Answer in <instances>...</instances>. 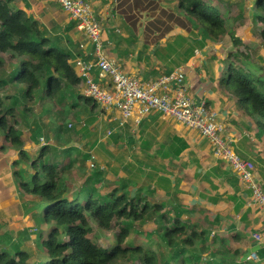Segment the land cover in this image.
<instances>
[{
  "label": "trees",
  "instance_id": "16d2710c",
  "mask_svg": "<svg viewBox=\"0 0 264 264\" xmlns=\"http://www.w3.org/2000/svg\"><path fill=\"white\" fill-rule=\"evenodd\" d=\"M159 1L165 3L172 14L189 27L187 32L190 35L202 36L193 43V48L183 49L185 56L202 48L206 41L219 42L225 37V20L219 9L205 0ZM12 2L0 0V70L5 69L7 62L10 63L8 73L0 77V138L7 149L13 151V148L19 154V159L11 163V176L20 195L19 199L33 206L34 214H37L35 222L40 226H52L45 237L38 236L37 240L46 257L32 261L26 251L14 245L6 248L2 246L3 241H0V264H174L175 260L179 261L180 255L185 254V248L195 249L204 245L207 239L205 232L187 225V222L182 223L181 212L176 213V208L164 210L162 205L152 202V196L149 202L140 193L132 195L125 182L112 185L102 182L105 169L97 162L93 170L81 175L80 185H69L66 177L68 169L77 166L85 170V161L89 155L83 153L76 159H69L66 167H60L62 162L56 163L58 159L70 158V154L75 151L74 147H68L69 142L65 137L69 131L67 125L61 123L56 127L55 142L51 145L46 141L48 144L40 145L35 159L23 151L22 147L27 140L39 145L38 140L42 137L33 140L30 137L22 138L21 131L15 127L18 108L21 107L24 112L26 101L32 102L35 98H38V102L41 98L54 101L58 98L61 103V99L69 97L67 103L70 104L71 120L75 122V126L71 127L74 135L86 130L90 124L93 125L99 111L93 100L81 95L79 89H76L81 86V80L71 63L74 54L70 39L65 34L51 35L46 32L23 10L12 8ZM251 14L252 24L261 26L258 37L264 46V0H254ZM194 29H197V34H194ZM232 42L235 52L233 55L228 54L229 62L222 66L225 70L220 74L219 84L223 85L240 110L256 120L260 131L264 133V67H258L261 72L257 74L260 75L251 74L245 67L250 61L256 62V58L251 56L247 46L243 45L244 49L238 50V45H241L239 39L233 38ZM239 58L246 64L238 65L241 63ZM10 84L18 86L24 102H17L13 94H1V90ZM76 100L83 103L80 112L75 111ZM104 124L101 119L98 129ZM105 131L101 130L100 133L97 130L96 133L94 130L93 133L103 136ZM7 149L0 144V155H5ZM110 159L107 168L112 164ZM99 182L105 186L98 188L95 184ZM145 221L152 222L162 231L160 238L168 248L166 253L155 252L150 246L146 248L126 244L129 227ZM93 225L100 232L111 233L112 246L100 245L96 239L90 238L89 235L94 234ZM226 250L221 243L215 253L218 257ZM209 262L206 264H212Z\"/></svg>",
  "mask_w": 264,
  "mask_h": 264
},
{
  "label": "crops",
  "instance_id": "0c3cea01",
  "mask_svg": "<svg viewBox=\"0 0 264 264\" xmlns=\"http://www.w3.org/2000/svg\"><path fill=\"white\" fill-rule=\"evenodd\" d=\"M86 1L91 4L93 11L100 15L99 19H96L102 29V52L107 60L119 66L127 75L142 81H151L168 72L183 69L189 92L216 111L227 134L234 139L235 149L242 158L254 164L256 177L264 188V133L260 131L256 120L247 119L242 115L235 100L219 84L218 68L212 73L204 61L198 59L195 65L192 63L194 53L199 50L187 54L188 56L176 53L180 50L179 47L183 53V49L190 44L187 40V29L174 33L172 42L179 43V47H173L167 53L168 58H158L155 39L161 38L159 26L154 24L157 20L154 14L150 15L152 21L148 24L137 15L139 11L136 9L143 5L142 0ZM138 2L140 3L137 4ZM11 5L45 26L51 35L55 32L56 35L65 34L73 44L72 65L77 58L93 59L92 48L85 36L76 30L74 22L69 20L56 1L13 0ZM144 22L151 28L155 27L154 30L142 29ZM177 37L179 41H173ZM185 59L186 62L182 64L181 61ZM200 64L204 65L205 71L202 68L196 70ZM94 76L98 78L97 71ZM76 89L83 95L82 85ZM112 116H117V113H98L95 122L89 127L94 129L96 125L99 128V122L103 119L105 130L114 129L115 123L108 121ZM66 123L75 126L72 120ZM112 133L110 142L103 136L105 141L102 140V146L96 145L97 137L93 131L91 134L94 138L89 139L90 144L85 142L89 149H95L96 155L101 148L107 152V148L112 144L116 147L110 160L112 166L115 165V170H120V173L103 175L102 182L106 185L125 182L132 195L140 193L142 197H147L149 202L152 196V202L162 205L164 210L176 208V213L181 212L182 223L187 222V225L203 230L209 241L214 238L217 248L221 243L228 247L224 254H219L218 258H222L220 264H264V219L261 212L252 205L249 190L238 182L223 161L213 156L207 142L196 132L185 129L160 114L150 113L143 118L139 126L135 127L128 122L123 128ZM15 159V153L9 157L0 155V162L6 164L11 165ZM153 162L161 165L157 172L153 171ZM9 174V183L13 186L12 194L15 195L12 169ZM2 212L3 210H0V215ZM254 233H259L262 239L254 240ZM251 253H254L256 258L248 260Z\"/></svg>",
  "mask_w": 264,
  "mask_h": 264
},
{
  "label": "rangeland",
  "instance_id": "374dc122",
  "mask_svg": "<svg viewBox=\"0 0 264 264\" xmlns=\"http://www.w3.org/2000/svg\"><path fill=\"white\" fill-rule=\"evenodd\" d=\"M142 1H143V5L142 6L139 5L138 7L139 9H136L137 11H139V14L137 15L140 17L142 21L145 20L147 24L148 22L152 21L150 19V15L151 14L155 15V19L157 20L154 24L155 25L158 24L159 30H160L159 33L161 36L160 40L155 39L156 45H158L155 51L158 54L157 55L158 58H168L167 53L173 47L179 46V43L173 44L172 42L174 33L177 34L176 31H181L189 27H187L184 23L180 22L178 20V17L172 14L173 12L171 11L169 7H167L165 3L158 4V0H142ZM205 1L208 4H210L212 7L219 9V12L221 13V17H223V19L226 22V32L227 33L224 38L222 37L220 39L219 42L213 43V42L206 41L202 48H198L199 51L195 52L196 50H194L195 53L193 52L194 58H193L192 63L195 65L196 60L198 59L199 61L202 60L205 62V65H207L209 69L211 68L210 70L212 73H213V70L215 71L218 68L217 69L218 76H220V74L225 70V68L222 66L225 63L229 62L228 57H227L228 54L232 53L233 55L235 52L232 40L233 38H237L241 41V45H238L239 46L238 50L242 51L244 49L243 45L247 46L248 48L247 50L249 51L251 56L256 58V59L254 58L256 62H251V61L249 63L247 62L248 64H247V67L245 68L249 70V72L253 75H260L257 73L261 72V70L258 68L259 66L264 67V46L260 44L259 37H258V30L261 28V26H254L251 21V15H252L251 13L253 9L254 0H205ZM139 3L140 2H138L137 4ZM92 12L94 16L99 19V16H100L99 13L95 10L93 11V9H92ZM146 22H144V25H141V28L147 29V30H154L155 27L151 28V26L145 24ZM40 26L46 32L48 31V29H45V26H42L41 24ZM194 34H197V29H194ZM55 35H56V32H55ZM166 37L167 39H164ZM200 38H202V36H197V35L192 36V34L191 35L189 34V36H187V40L190 44H187V47L193 48L194 46L193 43L199 40ZM161 39L164 42H161L162 41ZM173 41H176V42L179 41V37L174 38ZM206 46H209V48H207ZM177 53L180 56H185L180 50H178ZM239 60L242 64L238 63V65L243 66L244 64H246L242 58H239ZM181 62L182 64H184L186 62V59L182 60ZM11 64L14 65V62H11ZM8 67H10V63L7 62V64L5 65L6 72H5V69L0 70V77H4V74L8 73L7 72ZM201 68L205 71L204 65H201V64L198 66L196 70L198 69L201 70ZM263 80H264V77H263ZM222 88H223V85H222ZM18 89L19 88L17 85L10 84V86L7 87L5 90H1V94L2 95L13 94L18 100L17 102H24L22 95L18 92ZM67 98L68 99H63V100L61 99L60 101L61 103H59L58 98H56L54 101L47 100L46 98L44 99L41 98L39 102H38V98L37 99L35 98L34 101L32 102L26 101L25 103L26 110L24 112L21 107L18 108L19 110L17 111V115L15 117V120L17 122L15 123V127L21 131L22 133L21 137L25 139H29L30 137L33 140V139H37L35 137L42 136L41 138L43 139V141L38 140L39 145H36L35 143L32 144L31 141L27 140L22 147L23 151L28 153L31 159H35L40 150L39 146L41 142L49 141L50 144H53V142H55L54 131L57 130L56 129L57 126L63 123V125L65 126L67 125V129L69 130L68 133L65 135V137H67L68 142H69L68 146L72 148L74 147L75 151L70 154V158L68 159L56 160V163L58 164L62 162L60 164V167L62 166L66 167L67 163L69 162V159H75V157H77L79 154L86 153V154H89L90 156L91 155L94 156V162L99 163L100 166L105 169V172H104L105 175H118L120 173V170H118L117 172L115 170L116 169L115 165L112 166V164H110L109 168L106 167L109 161V158L112 157L111 154L113 153V151L116 150L115 149L116 147L113 144L107 148V152L104 148H101L98 152V155H96L95 149H89L88 145L85 144L86 141L89 142V139L94 138V135L91 134V131L94 132V129H95L96 133H97V130H99V132L101 133V130H105L104 126H102L100 129H98L96 125L94 126V129L88 126L86 130H83L84 132H81L80 134H78L79 136H76L72 132V128H68L69 123L65 124L68 120L72 119V114L70 113V109H69L70 104L67 103V101H69L70 98L69 97ZM74 103L77 104L75 108L78 109V110L75 109V111H79L82 109L83 107L82 102L80 103L79 100H76ZM97 107H98L99 113H102V115L106 114V112L101 110L99 106ZM42 111H44V113ZM242 115H244V117L246 116L247 119L250 118L245 111L242 112ZM36 125L37 127H35ZM38 128H40L39 131H38ZM48 129L51 131L49 132ZM108 130H111V129H108ZM106 131L103 136L104 138H106V140L109 139L108 142H110L111 141L110 136L113 133L110 136H106ZM38 132H40L39 135H37ZM103 136L95 134V137H97L96 145L98 146L103 145L102 140L105 141ZM0 144L3 145L5 149H7V146L4 145L1 138H0ZM12 150L13 151L7 149L5 156L9 157L11 156V154L16 153L17 154L15 155L16 159H19L18 158L19 154L16 152V150L13 148ZM235 152L240 157H242L236 149H235ZM107 155L109 158L107 157ZM151 160H150V163L152 162ZM10 161L11 160H9V162ZM118 162L120 163L119 160ZM152 164H153V171L157 172L161 165L155 162H153ZM90 165H91V162H89V160H86L85 170L77 166L71 167L70 169H68V173L66 176L67 183L71 186L74 185L75 187L80 185L81 175H86V173L90 172L87 169L88 166L90 167ZM10 169H11V165L9 163L6 164L3 162H0V173L2 177L0 178L1 180L0 181V192L4 188L11 185V183H9L11 182V177L9 174ZM95 185L98 188L105 186V185L102 186L101 182L96 183ZM12 187L13 186H10V188L8 187L6 191H3L2 193H0V210H3L2 214L0 215L1 216L0 217V241H3L2 246L9 248L14 245L18 247L20 250H24L27 253H29L32 261L33 260L38 261L39 259L46 257L45 251L43 250V248L39 245V242L37 241L38 236H41V238L45 237V234L47 233V231L52 225L51 226H45V225L40 226L39 223L35 222L36 221L35 219L37 218V214H34L36 212H34L33 206L27 205V203H25L23 200H20L19 199L20 195L18 194L17 190H16L15 195L12 194V189H13ZM193 197L195 199L197 198L195 196ZM252 205L257 209L256 204H252ZM5 208H7L8 211H6ZM147 230L151 233V235H149ZM129 231H130V234H129V237L126 239V244L141 245L146 248L150 246V248L155 252L159 251V253L161 254L166 253L168 248L164 244V240L160 238L162 231L158 229L157 226L153 224L152 222L145 221V223L143 224L139 222L137 224H134L133 227L130 226ZM93 233H94L93 235H89V236L92 239H96L97 243H99L100 245L106 244L107 247L112 246L113 237L111 233L100 232L97 228L95 229L94 225H93ZM224 247L228 249L226 245H224ZM216 248H217V243L215 242L214 238L213 240L209 241L208 236H207V239L205 240L204 245H200L196 247L195 249L188 248V247L185 248V254L183 253V255H180L178 257L179 261L175 260L174 264H181V263L182 264H206L207 261H210L212 264H220L222 259L218 258L219 256L217 257V253H215ZM229 250L232 253V250L231 249Z\"/></svg>",
  "mask_w": 264,
  "mask_h": 264
},
{
  "label": "built area",
  "instance_id": "2783aa9c",
  "mask_svg": "<svg viewBox=\"0 0 264 264\" xmlns=\"http://www.w3.org/2000/svg\"><path fill=\"white\" fill-rule=\"evenodd\" d=\"M59 8L75 23L92 48L93 59L77 58L73 61L76 75L83 86V95L93 100L101 110L117 113L108 119L115 128L106 131L110 136L115 129L128 122L137 127L150 113L171 119L185 129L196 132L209 145L214 157L220 159L231 170L238 182L250 191L251 203L256 204L264 219V190L256 178L254 164L235 152V141L218 119L216 111L203 100L196 99L186 83L185 71L176 69L151 81H142L127 75L119 66L110 63L102 52V29L86 0H56ZM97 71L98 78L94 73ZM84 125V123H82ZM71 128V125H68ZM43 141L42 138H40ZM41 142L40 145H46ZM89 155V154H88ZM88 170L95 168L94 156ZM253 239H262L259 233ZM251 253L248 259H255Z\"/></svg>",
  "mask_w": 264,
  "mask_h": 264
},
{
  "label": "clouds",
  "instance_id": "9594fccd",
  "mask_svg": "<svg viewBox=\"0 0 264 264\" xmlns=\"http://www.w3.org/2000/svg\"><path fill=\"white\" fill-rule=\"evenodd\" d=\"M250 260H252V259H250Z\"/></svg>",
  "mask_w": 264,
  "mask_h": 264
}]
</instances>
